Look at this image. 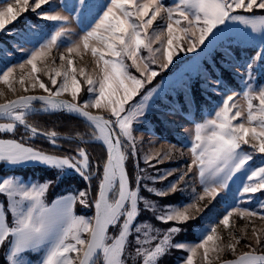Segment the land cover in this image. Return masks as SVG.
Here are the masks:
<instances>
[{"label": "snow or ice", "instance_id": "1", "mask_svg": "<svg viewBox=\"0 0 264 264\" xmlns=\"http://www.w3.org/2000/svg\"><path fill=\"white\" fill-rule=\"evenodd\" d=\"M0 5V264H264V0Z\"/></svg>", "mask_w": 264, "mask_h": 264}, {"label": "rangeland", "instance_id": "2", "mask_svg": "<svg viewBox=\"0 0 264 264\" xmlns=\"http://www.w3.org/2000/svg\"><path fill=\"white\" fill-rule=\"evenodd\" d=\"M7 2H10V3H14L15 0H7ZM166 2H171V0H166ZM2 6V5H0ZM22 15L24 16H28L32 19H39V17H36L34 13L31 12V10H28L27 12L23 13ZM66 28L68 29H72V30H76V24L75 22L71 23V24H67L65 25ZM3 39L7 40V39H11V37H2ZM9 47H11V45H9ZM59 51H63V49H60ZM17 55H19V53H17ZM180 55H188V56H191L192 53H180ZM54 56H58V50L56 48H53L51 50V55L43 58L42 60H38L37 61V66L38 68L39 67H43V64L45 62H50L52 57ZM93 60L92 56H91V53L90 51L88 52H84L81 54V56H76L74 58V64L77 68L79 67H85L86 71L91 73L95 70V64L92 63L91 61ZM59 60L57 59L56 60V66L59 67ZM26 67H29L30 66H26ZM171 67V66H170ZM134 71V70H133ZM167 71V70H165ZM21 74V70L20 69H17L16 72H15V76H16V79L18 81V78H19V75ZM41 78L44 79V80H47V76L43 75L41 73ZM11 79V78H10ZM59 79V78H58ZM19 91L20 94H44L42 92L41 89H39V87L37 86L36 89L34 90H30L28 93H24L20 87H19V84L16 83L15 85ZM0 90H3L7 93L8 97L11 98L12 97V93L8 90V87L7 85H5L3 82H0ZM239 91V89H237ZM193 94L194 96L196 97V100H197V105H199L202 101H203V97L199 91V88H198V85H194L193 86ZM63 97H66L68 99H71V94L70 93H65L63 94ZM0 102H3V97H0ZM238 103H241V104H245L246 105V100H244L242 97L238 100ZM91 111H96L95 109H90ZM208 111V108L207 106H205L203 108V113L206 115ZM203 117L201 115V111L199 108H194L193 109V112H192V115H190L188 117V119H185L183 116L181 115H177L175 117H170V119H173L175 120L178 124L182 125V128L180 129L181 132H191L193 135H194V123H189L188 121L189 120H193V121H199L201 120ZM137 136H143L144 140H145V148H153V149H167L169 147V144H176V139L169 134L168 130L161 126L159 128V130L157 131V134L155 137H149L147 134H144V133H141V132H137L136 133ZM148 141H152L153 143L149 144ZM184 151L185 153V156L184 157H181L179 156V151ZM189 155V149L188 148H183L182 146L180 145H177V152L174 153V159L173 160H166L164 161L163 165H159V167L163 168V167H178V168H182L183 167V160L185 159V157H187ZM27 175L30 177V178H39L42 174L39 170H36L35 173H33L32 171H29L27 173ZM202 191V190H200ZM54 198V197H53ZM0 199H3V197H0ZM211 200V202H215L214 200H212L211 197L209 196H205L204 197V200L202 201H199V203L201 205H204L205 203H209V201ZM149 216L151 215L150 213L148 214ZM237 217H236V214L233 215V217H230V222L232 221H236ZM153 223H156L157 225H159V223L153 221ZM240 224H243L244 223V220H240L239 221ZM256 223L257 225H259L261 222L257 219L256 220ZM188 239L189 240H192L193 239V236L191 234L188 235ZM178 253L175 252V250L173 251V256L177 255ZM227 258H230L227 257ZM196 258H194L195 260Z\"/></svg>", "mask_w": 264, "mask_h": 264}, {"label": "trees", "instance_id": "3", "mask_svg": "<svg viewBox=\"0 0 264 264\" xmlns=\"http://www.w3.org/2000/svg\"><path fill=\"white\" fill-rule=\"evenodd\" d=\"M30 119H31V120H34V121H40V122H43V121H45V120H49V121H50V120H55L56 117H48V116H45V115H39V116L30 117ZM63 119H64V118L62 117L61 120H63ZM79 128H80V130H83V125L80 124V125H79ZM55 130H57V131H59V132H65V131H67V128L64 127V126H61V127L56 128ZM37 143H38V144H42V145L45 146V147H48L46 141H37ZM97 151H98V149H97ZM155 222H157V221H155ZM157 223H159V222H157ZM188 237H189V236H188Z\"/></svg>", "mask_w": 264, "mask_h": 264}, {"label": "water", "instance_id": "4", "mask_svg": "<svg viewBox=\"0 0 264 264\" xmlns=\"http://www.w3.org/2000/svg\"><path fill=\"white\" fill-rule=\"evenodd\" d=\"M28 95H39V94H28ZM63 98H66V97H63ZM66 99H68V98H66ZM231 258V257H230Z\"/></svg>", "mask_w": 264, "mask_h": 264}]
</instances>
